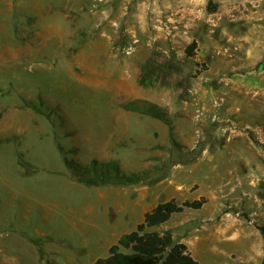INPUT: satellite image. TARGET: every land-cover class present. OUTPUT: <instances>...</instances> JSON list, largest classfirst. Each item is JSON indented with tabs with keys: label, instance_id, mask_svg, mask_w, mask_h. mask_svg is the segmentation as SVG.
Returning <instances> with one entry per match:
<instances>
[{
	"label": "rangeland",
	"instance_id": "rangeland-1",
	"mask_svg": "<svg viewBox=\"0 0 264 264\" xmlns=\"http://www.w3.org/2000/svg\"><path fill=\"white\" fill-rule=\"evenodd\" d=\"M42 7L51 18L38 23ZM176 32L195 38L194 57L173 49ZM149 60L162 75L141 86ZM139 102L167 112L172 130ZM131 113L141 133L116 136ZM105 140L103 153L147 179L186 163L201 194L218 174L240 216L264 226V0H0V264H94L116 244L109 233L133 230L137 216L107 186L65 163L106 161Z\"/></svg>",
	"mask_w": 264,
	"mask_h": 264
},
{
	"label": "crops",
	"instance_id": "crops-1",
	"mask_svg": "<svg viewBox=\"0 0 264 264\" xmlns=\"http://www.w3.org/2000/svg\"><path fill=\"white\" fill-rule=\"evenodd\" d=\"M3 1L12 3L13 0ZM43 7V12L38 14V17L28 12L29 10H26V15L36 17L39 21L38 23H45L51 18L49 14L51 8ZM9 9L11 12L13 7H9ZM182 11L183 16H189L191 20L195 19L196 12L193 4H183ZM46 12L49 15L45 17ZM188 25H190L188 28L189 35L198 33L197 23ZM178 34L176 32L173 35L171 42L173 49L177 51L179 56H182L195 38L180 40L176 37ZM250 41L252 42L253 39ZM141 121L142 118L139 115L132 113L130 115L122 114L114 122L116 123L114 127L118 129L116 136H124L128 129L129 136L134 138L136 134L141 133ZM112 139L114 141L115 136ZM105 142L109 143V140L97 145L100 150L98 154H105L107 158L106 161L102 160L101 162L118 160L119 156L117 153L111 154L108 151L103 153L101 147H104ZM209 154L208 150H204L201 158ZM221 155V152L217 153V156L220 157H218L220 162L222 161ZM185 164L179 163L173 167L166 164L160 168L156 166L157 169L151 172L150 178L137 185L107 186L108 188L106 189L110 196L116 197L117 201L125 206L122 205L123 210L126 212L128 209V215L133 218L137 216L131 232L135 231L144 222L145 215L148 212H151L161 203L175 200L182 204L186 201L193 202L204 198L207 203L200 210L187 209L183 213L175 214L167 223L154 230H171L175 241L185 244L198 264H262L264 261V240L257 227L251 221L248 222L240 216L238 210L244 204L237 203L236 200L231 201L225 195V193H229L230 188H228L229 185L225 186L227 181H222L220 184L219 175L214 174L213 183L207 186V190L212 189L214 191L200 194L199 192L203 191V189L189 177L186 168H183ZM215 167H217L214 168L216 170L219 168L218 165ZM250 167H253V171L256 170V164ZM257 167L260 169V165H257ZM214 184L218 186V190L213 189ZM105 195L109 196L102 194L103 197ZM172 219L175 220L171 226L169 223ZM116 233V230L113 233H109L115 238L116 243L124 234H127L126 232ZM112 246L108 245L106 249L108 250V256Z\"/></svg>",
	"mask_w": 264,
	"mask_h": 264
},
{
	"label": "trees",
	"instance_id": "trees-1",
	"mask_svg": "<svg viewBox=\"0 0 264 264\" xmlns=\"http://www.w3.org/2000/svg\"><path fill=\"white\" fill-rule=\"evenodd\" d=\"M208 9L209 11L212 9L210 4ZM197 45V42L194 41L187 47L186 56L188 58L195 56ZM156 69L152 66L151 60L143 66V71L147 74L140 81L141 86L148 84L152 86V81L160 78L162 72L159 73ZM166 69L182 71L180 67L171 62ZM139 104L146 107L143 114L163 122L172 130V121L167 112L146 102H139ZM28 107L37 114L42 113L35 104L28 102ZM124 109L129 112L142 111L133 103L125 106ZM65 163L80 183L93 187L137 185L148 177L147 172L129 173L125 171L118 161L93 160L89 164H83L65 158ZM206 203L207 200L203 198L199 201H186L182 204L175 200L159 204L145 215L144 222L135 231L124 234L110 248L107 258L98 259L94 264H198L189 248L185 244L175 241L171 230L158 231L154 229L167 223L173 215L183 213L187 209L200 210ZM257 229L264 240V226H257Z\"/></svg>",
	"mask_w": 264,
	"mask_h": 264
}]
</instances>
